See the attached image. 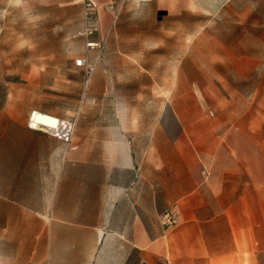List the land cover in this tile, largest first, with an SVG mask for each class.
Returning a JSON list of instances; mask_svg holds the SVG:
<instances>
[{"label":"rangeland","instance_id":"1","mask_svg":"<svg viewBox=\"0 0 264 264\" xmlns=\"http://www.w3.org/2000/svg\"><path fill=\"white\" fill-rule=\"evenodd\" d=\"M177 3L125 0L111 30L109 15L101 12L99 30L86 38L82 34L87 17L78 0H0V119L7 118L1 128L5 139L0 181L24 185L44 181L36 177L38 167L43 168L38 159L53 137L40 130L35 131L47 138L29 133L34 111L76 121L73 139L64 145L73 151L90 147L94 155L102 141H112L91 135L96 130L125 133L135 167L128 175L120 172V183L142 180L143 162L150 155L153 167L148 177L157 182L153 168L158 164L156 149L164 145L161 130L169 134L173 146L184 130L183 141L191 147L197 146L199 134L216 126L218 130L238 126L240 115L251 118L247 126L254 127L255 116L264 115V0H232V10L215 16ZM106 36L86 83L84 70L75 67L74 60L93 61L97 54L86 49V41ZM182 112L183 124L176 119ZM76 168L74 178L81 173ZM111 185L126 192L123 198L137 213L144 207L138 189L134 204L127 186ZM111 189L105 187L104 195L109 194L105 210L117 205L110 199ZM163 216L153 217L152 238L163 236L170 227ZM141 260L189 264L171 254L167 261L137 254V264ZM259 262L264 264V253Z\"/></svg>","mask_w":264,"mask_h":264},{"label":"crops","instance_id":"2","mask_svg":"<svg viewBox=\"0 0 264 264\" xmlns=\"http://www.w3.org/2000/svg\"><path fill=\"white\" fill-rule=\"evenodd\" d=\"M107 1L100 0L99 14L109 15L103 7ZM174 1L209 16L232 10V0ZM180 117L176 119L183 124L184 112ZM248 119L252 122L240 115L238 126L205 131L197 137V146L191 147L183 141L184 130L175 137L176 146L161 130L164 145L156 149L158 164L153 168L157 182L148 177L151 155L143 162L142 180L119 182L120 172L128 175L135 167L125 133H91L97 139L112 140L102 141L96 156L90 147L73 151L51 138V146L38 159L43 168L38 167L36 177L44 181L27 185L0 181V264H137V254L166 261L171 254L189 264H260L259 255L264 253V115L255 116L254 127L247 126ZM6 120L0 119V154ZM29 133L47 138L35 129ZM77 166L81 173L74 178ZM112 183L127 186L132 199L138 189L144 207L137 213L123 198L126 192L121 194V187ZM108 186L112 187L110 199L117 203L112 210L103 205L109 202V194L104 195ZM26 203L34 206L28 209ZM167 212L176 215L177 224L152 238L153 217Z\"/></svg>","mask_w":264,"mask_h":264},{"label":"built area","instance_id":"3","mask_svg":"<svg viewBox=\"0 0 264 264\" xmlns=\"http://www.w3.org/2000/svg\"><path fill=\"white\" fill-rule=\"evenodd\" d=\"M124 1L125 0H108L103 4V7L110 15V30L121 14ZM78 2L83 6L85 10V15L87 17V27L84 33L82 34L87 38L98 31V9L100 6V0H78ZM106 43L107 36L101 38V40L99 41H86V49L96 52L97 55L95 59L91 61L88 60L87 57H79L74 60V66L84 70L86 83H88V81L94 74L100 56L106 46ZM75 126L76 121L59 119L56 127H42L39 130L47 133L48 135L60 140L65 144H70L74 136ZM163 217L165 224L170 226H174L177 224L176 215L174 213L167 212L164 214Z\"/></svg>","mask_w":264,"mask_h":264},{"label":"bare ground","instance_id":"4","mask_svg":"<svg viewBox=\"0 0 264 264\" xmlns=\"http://www.w3.org/2000/svg\"><path fill=\"white\" fill-rule=\"evenodd\" d=\"M138 2H146L149 0H135ZM58 118L47 113H43L40 111H34V113L31 114L30 120H29V127L31 129L39 130L42 127H56L58 123Z\"/></svg>","mask_w":264,"mask_h":264}]
</instances>
